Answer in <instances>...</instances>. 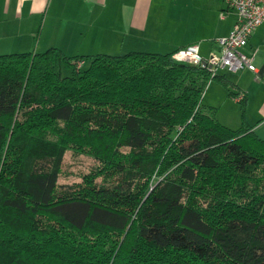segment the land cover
<instances>
[{
  "label": "trees",
  "instance_id": "obj_1",
  "mask_svg": "<svg viewBox=\"0 0 264 264\" xmlns=\"http://www.w3.org/2000/svg\"><path fill=\"white\" fill-rule=\"evenodd\" d=\"M174 53L0 55V264H264V140Z\"/></svg>",
  "mask_w": 264,
  "mask_h": 264
},
{
  "label": "crops",
  "instance_id": "obj_2",
  "mask_svg": "<svg viewBox=\"0 0 264 264\" xmlns=\"http://www.w3.org/2000/svg\"><path fill=\"white\" fill-rule=\"evenodd\" d=\"M236 20L224 0H0V55L51 48L67 57L169 54L197 44L207 58L218 51L216 40L227 36ZM263 40L264 26L243 49L247 55L257 51L256 72L232 73L242 74L235 82L227 79L229 72H220L218 76L230 84L228 98L217 101L206 94L203 104L217 109L221 124L237 130L247 122L264 140ZM229 91L244 95L245 121L240 102Z\"/></svg>",
  "mask_w": 264,
  "mask_h": 264
},
{
  "label": "built area",
  "instance_id": "obj_3",
  "mask_svg": "<svg viewBox=\"0 0 264 264\" xmlns=\"http://www.w3.org/2000/svg\"><path fill=\"white\" fill-rule=\"evenodd\" d=\"M230 10L236 12L237 21L232 31L224 37L216 40L219 49L204 58L198 45H188L173 54V60L180 63H189L207 69L211 79L217 77L220 72L237 73L243 69L256 72L254 65L257 51L250 55L243 52L247 47L252 33L264 26V0H224ZM264 45V40H263ZM84 62L77 64L82 68ZM243 94H237V102H241Z\"/></svg>",
  "mask_w": 264,
  "mask_h": 264
},
{
  "label": "rangeland",
  "instance_id": "obj_4",
  "mask_svg": "<svg viewBox=\"0 0 264 264\" xmlns=\"http://www.w3.org/2000/svg\"><path fill=\"white\" fill-rule=\"evenodd\" d=\"M235 14H236V12H235ZM236 17H237V15H236ZM260 27H262V26H260ZM253 33H252V35H253ZM252 35H251V37H252ZM176 36L178 37L179 35H176ZM250 38H249V40H250ZM86 66H87V64L84 62L83 66H82V69H84ZM65 73H66L65 75H68L70 72L69 73L65 72ZM241 77H242L241 73H239V74L227 73V79L229 81H231V82H235L236 79H238V78L241 79ZM206 94H207V96L211 97V99L213 97H215L217 99V101H221L219 99H227L228 98L227 89L224 88L223 85L216 79H212L211 80V82L209 83V85H208V87H207V89L205 91V94H204V97H203V103L204 104H205V102H204L205 99L204 98H205ZM225 108H226V106L224 107V110H225ZM233 109H234V107L233 108L231 107V112H232ZM231 112L229 111L228 113H231ZM93 166H94V161L91 158H88V157H85V156H75V155H73L71 153H68L66 155V157H65L64 170H65V172L71 173V176H67L66 178L62 177L60 181L61 182H71L73 180L77 181V180H79V176L80 175L89 172V170Z\"/></svg>",
  "mask_w": 264,
  "mask_h": 264
}]
</instances>
